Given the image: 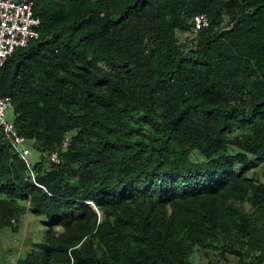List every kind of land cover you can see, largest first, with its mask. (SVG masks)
Instances as JSON below:
<instances>
[{
	"label": "trees",
	"instance_id": "trees-1",
	"mask_svg": "<svg viewBox=\"0 0 264 264\" xmlns=\"http://www.w3.org/2000/svg\"><path fill=\"white\" fill-rule=\"evenodd\" d=\"M34 13L39 37L0 71L16 130L48 153L33 181L0 128V228L26 213L45 227L16 264H193L194 245L226 237L253 253L239 264H264V180L239 172L264 162V0Z\"/></svg>",
	"mask_w": 264,
	"mask_h": 264
},
{
	"label": "rangeland",
	"instance_id": "rangeland-1",
	"mask_svg": "<svg viewBox=\"0 0 264 264\" xmlns=\"http://www.w3.org/2000/svg\"><path fill=\"white\" fill-rule=\"evenodd\" d=\"M194 40L193 33L191 31L179 34L178 41L182 43L186 48H192V41ZM14 115L12 111L6 113V119L12 122ZM71 136L65 137L63 142V148L66 147L70 141ZM27 148L30 150V156L28 161L31 164L33 170L34 165L40 161L41 157L46 158L47 152L42 153L39 148L33 143L27 141ZM56 155L53 153L49 156ZM56 158H54V161ZM52 161V162H54ZM264 171V162L253 161L252 165L247 170L239 168V172L248 179L262 182ZM34 172V171H33ZM35 172L32 174L33 181L35 180ZM91 205V204H90ZM93 207V205H91ZM244 211L250 213L252 210L249 204L243 205ZM40 217H35L31 214H24L20 217H13L11 224L0 228V264H16L18 259H21L25 253L31 249L32 242H41L44 234V226L41 223ZM224 238V236L222 235ZM227 241L215 243V246H207L202 244H196L191 250L190 260L193 264H239V259L243 256H251L253 253L241 247L240 243H236L235 237L230 240L226 237ZM223 242V243H222ZM221 243V244H218ZM248 258H245L247 261Z\"/></svg>",
	"mask_w": 264,
	"mask_h": 264
},
{
	"label": "built area",
	"instance_id": "built-area-1",
	"mask_svg": "<svg viewBox=\"0 0 264 264\" xmlns=\"http://www.w3.org/2000/svg\"><path fill=\"white\" fill-rule=\"evenodd\" d=\"M35 0H0V71L6 61L17 49L24 48L31 40L39 37L40 19L34 13ZM192 29L196 32L209 27L206 15L193 17ZM13 110L10 97L0 95V128L11 149L25 163L31 174L28 161L30 150L27 140L18 133L13 122L6 119V113ZM52 161L56 155L51 157Z\"/></svg>",
	"mask_w": 264,
	"mask_h": 264
}]
</instances>
